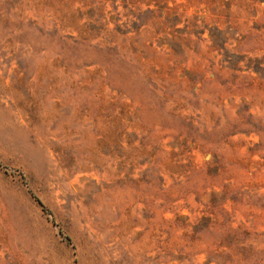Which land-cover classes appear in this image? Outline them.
<instances>
[{
    "label": "rangeland",
    "instance_id": "1",
    "mask_svg": "<svg viewBox=\"0 0 264 264\" xmlns=\"http://www.w3.org/2000/svg\"><path fill=\"white\" fill-rule=\"evenodd\" d=\"M0 264H264V0H0Z\"/></svg>",
    "mask_w": 264,
    "mask_h": 264
}]
</instances>
